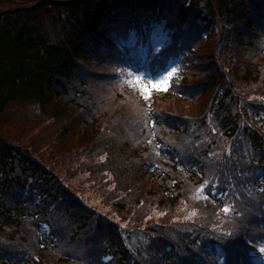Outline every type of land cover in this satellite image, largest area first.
Returning <instances> with one entry per match:
<instances>
[{"label": "trees", "instance_id": "16d2710c", "mask_svg": "<svg viewBox=\"0 0 264 264\" xmlns=\"http://www.w3.org/2000/svg\"><path fill=\"white\" fill-rule=\"evenodd\" d=\"M175 1L184 3L181 10L192 11L179 16L185 26L183 37L195 33L201 41L182 60L170 90L155 96L150 106L122 96L123 91L93 87L88 81L90 63L84 51L93 44L91 39L103 25L101 18L115 23L126 19L128 36L137 27L135 19L145 7L149 9L148 21L165 29L164 40L170 47L175 36L180 38L172 20L174 14L169 12L171 0H34L33 5L15 2L17 8L0 14V233L5 232L11 240L29 243L33 241L34 222L43 233L42 247L33 257H9L0 247V264H75L73 257L79 247L94 250L97 245L93 236L98 235L107 240L103 248L107 258L122 251L121 242L130 245L128 250L123 244L129 257L149 255L145 246L135 245L131 238L123 240L125 235L119 233L114 223L93 213L85 216L88 208L78 205L66 188L58 191L56 175L45 170L53 159L71 166L78 162L77 157L85 158L74 169L82 179L83 189L89 184L102 204L121 208L122 213L136 217L137 223L146 217L158 220L154 230L168 235L172 245L178 243V237L197 245L192 242L195 232L178 235L179 230L168 216L187 193L180 179L184 165L177 161L189 163L193 167L191 174L197 175L198 167L205 164L202 162L208 161L210 169L214 163L200 152L190 156L186 150H177L175 142L195 146L191 127L199 122L214 133L209 121L216 118L218 126L224 125L226 133L232 134L238 121H244L243 116L237 117L235 113L238 98L232 87L237 80H244L253 89L264 86V39L255 38L259 24L264 23V11L260 8L264 0ZM102 10L107 13L101 14ZM165 13L168 22L162 16ZM54 19L63 26L56 23L53 25L57 28L49 27ZM192 21L194 30L187 28ZM204 41L208 47L199 53ZM93 64V70L102 68L97 62ZM224 67L235 75H229ZM76 83L79 85L75 86ZM170 99L182 100L187 108L174 107L168 102ZM125 113V126L130 125L129 117L136 115L131 126L138 138L115 141L112 123ZM260 121L258 130L250 132V141L254 151L264 157V119ZM166 140L171 144H165ZM151 142H157L161 148L159 163L149 156ZM82 150L84 155L80 154ZM69 155L70 162L66 160ZM138 155H145L147 162L139 164ZM197 159L201 161L195 163ZM149 175L155 182L148 186V182H153L151 178L146 180ZM263 181L264 173L259 184L263 185ZM16 186H29L30 190L14 193ZM160 189L166 195L161 204L168 212L158 208L153 211ZM227 194L226 191L224 195ZM143 201L145 206H141ZM59 206L65 207L66 213L75 207L83 209L73 216L69 237L60 233L55 224L54 211ZM218 223H222L224 235L231 233L229 237L239 241L243 248L255 251L259 235L251 228L243 223ZM57 236L67 241L61 244ZM49 256L56 260L51 262ZM112 257L115 264H126L129 259Z\"/></svg>", "mask_w": 264, "mask_h": 264}, {"label": "rangeland", "instance_id": "374dc122", "mask_svg": "<svg viewBox=\"0 0 264 264\" xmlns=\"http://www.w3.org/2000/svg\"><path fill=\"white\" fill-rule=\"evenodd\" d=\"M2 3H5L3 6L0 7V14L5 12V11H9V10H13L15 8H17L19 5L15 4V2H25L26 0H0ZM29 3L31 5L35 4L33 1ZM10 2V3H9ZM63 13V12H62ZM61 13V14H62ZM51 16V15H50ZM49 16V17H50ZM54 18V17H53ZM66 18V16H65ZM58 23L59 25L63 26L61 21H57L56 19L50 21L49 23V27H51L53 24ZM57 27H55V25H53V29H55ZM204 47H208L207 45V41H204L203 44L200 45L198 52L199 53H204L205 49ZM177 70V69H176ZM177 72V71H176ZM175 72V73H176ZM168 76V75H167ZM167 76H161L158 78H151L150 76H148V72L145 73V75H140L139 79L135 80V86L138 88L139 90V94L141 97L144 98V100L149 103L152 99H153V95L154 93L156 94H163L165 93L169 87L172 84V78H174L175 74H173L166 82H165V77ZM240 82L237 83V86H240ZM154 85H158V86H154ZM246 93L244 94V98L245 101H256L259 99V95H264V86L258 87V88H250L247 87L246 88ZM170 104H172L174 107H177L179 109H185L187 108V106L184 104V102L182 100L179 99H170L168 101ZM39 143L41 145H43V141H39ZM85 153H83L82 155H84ZM45 160L47 159V157H43ZM78 159V162H74L72 163L71 166H67L63 160H57V159H53L52 161H49V164L58 172L57 174L63 178L64 176L68 177L69 182L72 186H75L77 189L80 186V188L82 187V191H83V197L85 202L88 205H91L92 207H95L99 210H103L104 209V205L101 204V199L99 198V195L96 194L91 187H89V184H86V189H83V182L81 181V177H77L76 172L72 173L70 170L78 167L79 163L83 162V159L85 158H81ZM66 160H69L68 162H70L71 156L69 155L68 158ZM51 162V163H50ZM79 180L80 185H79ZM65 181V180H64ZM66 182V181H65Z\"/></svg>", "mask_w": 264, "mask_h": 264}, {"label": "snow or ice", "instance_id": "6c2138e0", "mask_svg": "<svg viewBox=\"0 0 264 264\" xmlns=\"http://www.w3.org/2000/svg\"><path fill=\"white\" fill-rule=\"evenodd\" d=\"M177 70L175 69V68H173L172 69V71L171 72H169L168 73V76L167 77H165V82L176 72ZM137 79H139V78H137ZM129 83H131V81H129ZM154 86H158V85H154ZM224 211L225 212H228V211H230V209L226 206L225 208H224ZM229 236L231 235V233H229L228 234ZM255 239V238H254ZM261 239V241H264V237H261L260 238ZM260 251L261 252H264V243H261V246H260Z\"/></svg>", "mask_w": 264, "mask_h": 264}]
</instances>
